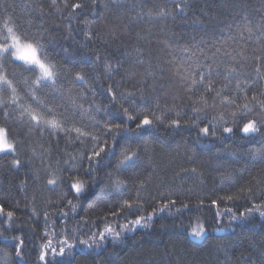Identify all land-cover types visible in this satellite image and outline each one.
I'll return each mask as SVG.
<instances>
[{
    "label": "snow or ice",
    "instance_id": "obj_1",
    "mask_svg": "<svg viewBox=\"0 0 264 264\" xmlns=\"http://www.w3.org/2000/svg\"><path fill=\"white\" fill-rule=\"evenodd\" d=\"M39 7L42 11L44 5L41 4ZM49 7L55 8L61 19L69 25L75 20L77 27L83 26L82 33L85 38L83 47H89L93 40L99 41L97 49L102 46L107 54L91 53L94 60L83 62L89 64V67H80L81 61L72 56H66L63 62L53 63L56 56L50 53V42L47 37L40 34L34 35L24 24L20 23L13 14L12 5L4 7L5 16L0 17V34H4V39L0 42V67H7L10 64L20 67L27 65L25 72L32 73L33 76L21 84L16 81L14 73L11 79L8 78L7 73L0 75V120L5 125L0 127V160L3 161L0 164V171L13 174L24 169L23 176L25 179H22L16 187L18 190H24L25 193L29 187L28 179L33 184L39 185L40 188L52 186L48 188L50 192H55L57 187L65 183L64 176L58 175V178L48 179L47 185H44V177L49 173L44 170L43 175H41L33 169V157L28 154L29 141L24 138L25 133L37 136L47 133L49 138L57 137L55 153L59 154L57 168L61 172L79 173L83 171L85 176H91L93 172L98 173L101 160L106 154L111 153L115 159V164L113 172H106L107 178L111 182L113 175L116 174L123 175L127 180L128 184L125 190L129 193L128 197L123 204H117V206L126 220L129 216L134 217V219L129 221L132 228L123 226L122 231L108 227L107 220L103 221L105 224L103 230H99L98 224L92 225L98 229L96 232H92L91 227L87 224H85V227L88 228L87 233L79 229L76 231L68 229L67 231H55L51 233V238H49V233L46 231L40 237L45 242L38 254L39 261L44 262V264H71V258L74 256L77 247L99 248L103 247L109 240L113 245H118L125 238L127 231L139 227L152 229L159 218L157 212H168L170 216H183L185 212L192 213L197 221L196 226L191 227L190 224L186 226L181 221L180 227L185 230L186 236H191L199 241L209 238L206 224L215 223L225 216L230 217L228 227H231L233 222L241 220L251 222L257 214L264 218V191H262L258 203H251L255 199L254 195L244 196L240 193L218 195V193L225 192L223 187L212 189V195L216 196V199L201 196L199 193L189 194L188 200L195 199L197 201L194 205L184 203L181 197L185 196V193L176 191L171 186L163 192L158 189L155 196L149 191L146 197H141L138 195L139 193L154 186L151 179L144 180L139 186L137 185V181L142 179V170L148 171L151 167V161H149L143 146L147 142L137 136L136 139L140 145L137 151L129 155L130 148H124L120 153L123 158L117 156V151L122 147L121 141L133 139L129 135H122L133 131L131 124H134L137 133H142L146 128L157 130L163 128L167 133L174 134L184 123L195 128L198 134H202L203 138L211 136L223 140L224 133L231 135L242 133L240 138L246 141H255L257 136L264 138V87H261L264 85V22L258 23L255 31L252 27L244 29L248 33V39H255L260 47L258 50L254 49L251 54H242L237 52L236 48L229 51L227 41L221 42L218 47L214 41L205 40L203 37L198 40L195 35L191 38H185L183 33H176L172 30L176 27L179 19L177 10L179 13L186 14V10L191 7L190 0L187 2L180 0V3H175L173 8H169L167 3H164L155 5L154 9H149L147 13L149 23L159 25L161 21L164 22L161 25V30L165 33L167 44L162 42L153 44L151 42L152 33L146 37H141L139 33H135V43L133 44L132 29L142 19L140 14L136 18L130 19L128 25L118 26L117 30L102 33L101 28L94 20L86 18L90 13L96 16L100 15L96 11L101 7L97 0H91V2L90 0H80L78 3L64 0L62 7L57 3V0H51ZM103 7L109 10V15H113L114 13L110 9L119 12L122 7H127V5L121 4L120 0H110V3L104 4ZM132 7L135 8V5ZM194 23L197 22L194 21ZM119 27H123L126 31L124 33L119 32ZM44 30L59 31L60 29L59 27H45ZM72 31L73 29L69 27V34ZM125 36L128 38L125 39ZM242 36L243 33L241 32L239 36H230V38L235 42ZM118 39L121 40V47L116 49V52L119 53L116 55L108 50ZM42 40L44 43H41ZM208 44L212 45L210 57L204 51ZM124 45L128 47L125 48ZM144 48L148 50L141 51ZM177 50L181 55L175 59ZM64 51L67 53L68 49H64ZM161 51L165 53L167 59L159 55ZM233 52H236V55H233ZM42 56L43 58H41ZM142 57H147V59H142ZM20 61L23 62L22 65L18 64ZM125 62L129 65L146 68L143 73L144 78L139 81L129 79L134 74L125 70ZM248 62L255 66V76L251 73H244L243 68ZM37 72L38 75H36ZM166 72L170 73L169 82H174L177 88L183 92V96L180 99V104L173 103L172 107L161 108L155 86H153L152 91H146V89L149 87L150 79L155 81L157 75L162 78ZM98 76L100 81L111 82L105 86L107 107L101 108L99 105L90 103L92 112L99 114V116L87 112L83 108V104H77L75 101H72V107H69L66 102L57 103L58 101H65L64 89L66 86L79 84L83 88V93L91 95L95 92L94 85ZM125 83L132 84L134 90L122 91ZM218 85L222 86L218 87ZM25 87L29 91L25 92L24 97H21L20 92L24 91ZM72 91L75 89H70L67 95L68 100H71ZM83 93L76 92V95L81 96ZM185 98L187 102H185ZM217 100L226 114L229 109L233 110L230 113L232 126H227L228 121L224 119V115L216 113ZM25 101L28 103L27 107H24ZM209 102H211L210 107L207 106ZM201 105H205V107ZM156 111H160L161 115H156ZM256 112L260 113L259 118H254ZM84 115H87V120H81V125L87 130L82 131L80 127L74 129L76 133L74 142L79 145V154L60 153L59 139L61 134L65 139L72 135L73 128L70 125L77 122V117ZM11 117H15V119L10 122L9 118ZM106 117H112V120H108ZM17 121L20 130L14 131L18 126ZM217 133L220 135L217 136ZM18 136L21 139H17ZM101 136L104 137L103 140L100 139ZM109 139L112 141L111 146L108 143ZM261 142L264 143V139ZM89 151L91 152L90 155ZM257 157H259L260 163L264 164V148L260 149L253 158L256 159ZM41 158L43 159V155ZM51 158L49 157V159ZM85 160L89 162L87 168H84ZM61 165H63L62 168H60ZM237 171H243V169H233V172ZM53 175L56 176L57 173H53ZM226 179L232 180L233 177L229 176ZM122 183L123 181H120L118 185ZM160 187H165L163 181L160 182ZM235 187H240L239 179L228 185V188ZM71 189H75L74 195L79 200L81 196L85 195L86 185L83 182L72 183L69 192ZM134 193L136 195H133ZM172 196H175L176 199H172ZM64 199L66 197H62L60 203H63ZM158 199L167 202L159 208L154 207ZM206 199H211L213 206H217L226 200L231 204V207L226 208L223 212L219 211L217 207V210L212 214L211 221H209L204 213L212 210L204 207ZM241 199L244 200L242 205L238 204ZM177 201H180L179 207H177ZM68 204L71 206L72 213H76L77 205L72 204L70 200ZM9 207L13 210L6 211V208ZM49 207L56 208L57 205L50 204ZM240 207L244 208L243 212L239 211ZM149 208L152 209L151 213L148 212ZM172 209L175 211L173 212ZM17 210H19L18 201L10 205L6 198L4 202H0V237L5 240L11 239L14 242L11 252L0 250V260L3 261V264H12L13 261L15 264H29L26 252L29 243L33 244L31 251L33 253L37 251L32 239L36 235L35 229L29 224L28 230H25L23 223L16 218ZM110 211L116 215L114 209ZM197 213L199 215H195ZM51 215L57 218L70 219L68 213L63 211L53 212ZM50 218L49 213L45 211V227H47ZM188 219H193V216L190 215ZM201 220L203 223L200 222ZM117 227L122 226L117 225ZM189 227H191L190 233L187 230ZM216 231L224 232L225 228L218 226ZM17 232L22 235H15L14 233ZM5 233L13 234L6 236ZM85 235L87 238L81 239V236ZM250 247L257 248L259 264H264V235ZM230 251L228 244H214L209 255L214 254V264H222L221 255L224 257L223 264H232V259L229 256ZM240 255L243 257L244 253ZM32 264H36V262L33 261ZM192 264H207V261L193 260ZM236 264H240L239 259H237Z\"/></svg>",
    "mask_w": 264,
    "mask_h": 264
},
{
    "label": "trees",
    "instance_id": "obj_2",
    "mask_svg": "<svg viewBox=\"0 0 264 264\" xmlns=\"http://www.w3.org/2000/svg\"><path fill=\"white\" fill-rule=\"evenodd\" d=\"M71 2L78 3L80 0H71ZM190 2L191 7L186 10V14L179 13V10H177L179 19L176 27L172 29L173 31L183 33L185 38H191L195 35L199 40L200 37H203L205 40L216 42L218 47L221 42L227 41L229 51H232V48H236L237 52L242 54H251L254 49L258 50L260 45L255 39L249 40L248 33L244 29L252 27L255 31L256 25L264 22V0H190ZM57 3L62 7L64 0H57ZM97 3L101 5L96 10L100 15L96 16L90 13L86 18L94 20L101 28L102 33H106L109 30H117L118 26L128 25L130 19H134L140 14L142 19L132 29L133 44L135 43V33H139L141 37H146L149 33H152L151 42L153 44L156 42L167 44L165 33L161 30V25L164 22L161 21L159 25L149 23L147 13L149 9H154L157 4L167 3L169 8H173L175 3H180V0H120V3L127 5V7H122L119 12L110 9L114 13L113 15H109V10L103 7L104 4H109L110 0H97ZM41 4L44 5L42 11L39 7ZM6 5L13 6L15 18L34 35L40 34L47 37L50 42V53L56 56V60L53 63L63 62L66 56H72L81 61L80 67H89V64L83 62L94 60V56L91 53L96 52L98 55L107 54L102 46L97 49L99 41L93 40L89 47H83L85 43L82 33L83 26L77 27L75 20L72 21L71 25L63 21L56 9L49 7L51 0H0V17L5 16L4 7ZM132 5H135V8ZM194 21L197 23H194ZM45 27H59L60 30L45 31ZM69 27L73 29L71 34L68 32ZM125 31L123 27H119V32L124 33ZM241 32L243 36L238 41L234 42L230 38V36H239ZM124 38L127 39L128 37L125 36ZM3 39L4 34H0V42ZM41 43H44V41L42 40ZM120 47L121 40L118 39L108 51L119 55L116 49ZM124 47L127 48L128 46L124 45ZM181 47H184V45H181ZM64 49H68V52L65 53ZM147 50V48L141 49V51ZM204 51L210 57L212 55V45L208 44ZM232 54L236 55V52ZM159 55L167 59L163 51ZM180 55L181 53L177 50L174 58L178 59ZM142 59H147V57H142ZM18 64L22 65L23 62L20 61ZM153 64H155V61H153ZM68 66L70 67V65ZM25 67L27 65L20 67L11 64L7 67H0V75L7 73L8 78L11 79L14 73L16 81L22 84L24 80H28L33 76L32 73L25 72ZM254 67L248 62L245 64L243 71L245 74L251 73V75L255 76ZM125 70L134 74L129 79L139 81L144 78L143 73L146 68L129 65L125 62ZM38 74L37 72L36 75ZM169 75L170 73L166 72L162 78L157 75L155 81L150 79L149 87L146 89V91H152L153 86H155L156 96L159 97L161 108L172 107L173 103L180 104V99L183 96V92L177 88L176 84L169 82ZM108 83L111 82L107 80L100 81L98 76L94 85L95 92L91 95L83 93V88L79 84L66 86L64 89L66 94L65 101H58L57 103L66 102L69 107H72V101H75L77 104H83V108L87 112L99 116V114L92 112L90 103L99 105L101 108L107 107L105 86ZM102 84L104 86H101ZM261 87H264V85H261ZM71 88H74L75 91L71 92V100H68L67 95ZM121 90L133 91L134 89L132 84L125 83ZM27 91L29 89L25 87L24 91L20 92V96L24 97ZM76 92H81L83 95L77 96ZM249 95L251 96V93ZM185 102H187L186 98ZM27 106L28 103L25 101L24 107ZM125 106L127 107V105ZM201 106L205 107V105ZM207 106L210 107L211 102ZM215 111L217 114L224 115V119L228 121L227 126H232L230 115L231 111H233L232 109H229L226 114L217 100ZM156 115H161V112L156 111ZM259 116L260 113L256 112L254 118H259ZM14 119L15 117H11L9 121L11 122ZM106 119L112 120V117H106ZM81 120L86 121L87 115L77 117V122L70 125L73 128L72 135L65 139L63 134H61L59 139L60 153L79 154V145L74 142L76 135L74 129L80 127L82 131L87 130L82 127ZM114 122L118 123L119 121ZM17 125L14 131L20 130L18 121ZM0 126H5L2 120H0ZM130 126L133 131L122 135H129L133 139L121 141L122 147L117 151V156H120L124 148H130L129 155L137 151L138 146H140L139 141L136 139L137 136L147 142L143 146L149 161H151V167L148 171L142 170V179L137 181V185L139 186L144 180L151 179L154 182V186L145 192L139 193L138 195L141 197H146L149 191L155 196L158 189L163 192L167 191L168 187L171 186L174 190L185 193V196L181 197L184 203L194 205L197 201L195 199L188 200L187 196L189 194L199 193L201 196L216 199L217 197L212 195V189L223 187L225 192L218 193L220 196L225 195V193L233 195L240 193L244 196L254 195L255 199L251 203L260 202V195L264 191V164L260 163L259 157L256 159L253 157L260 149L264 148V143L261 142L264 138L257 136L255 141H246L240 138L243 135L242 133L235 135L224 133L223 140L211 136L203 138L202 134H198L195 128L189 127L184 123L181 124L180 129L174 134L167 133L163 128L159 130L146 128L142 133H137L134 124ZM219 135L220 133H217V136ZM24 138L29 141L28 154L33 157V169L41 175H43L44 170L49 173L44 177V185H47L48 179L58 178V175H63L65 178V183L57 187L55 192L48 191V188L52 186L40 188L39 185L33 184L28 179L29 187L25 193L24 190H18L16 187L22 179H25L23 176L24 169H21L19 173L13 174L0 171V202H4L6 198L10 205L18 201L17 220L23 223L26 231L30 224L36 232L35 237L32 239L37 251L35 253L31 251L32 243H29L26 248L29 264H32L33 261L36 264H44V262L38 260V254L45 242L40 237L46 231L49 233V238H51V233L55 231H67L68 229L73 231L79 229L87 233L88 228L85 227V224H87L91 227L92 232H96L98 229L92 225L98 224L99 230H103L105 227L103 221L105 220L108 222V227L115 228L117 231H122L123 226L132 228L129 221L134 219V217L129 216L126 220L117 206V204H123L128 197L129 193L125 190L128 182L123 175L116 174L113 175L110 182L106 175V172H113L115 164V159L111 153L106 154L101 160L98 173L93 172L91 176H85L83 171L79 173L61 172L57 168L59 154L55 153L57 147L56 136L49 138L47 133L42 136L25 133ZM17 139H21V137L18 136ZM100 139L103 140L104 137L101 136ZM108 143L111 146L112 141L109 139ZM90 154L91 152L89 151ZM42 155L43 159L41 158ZM49 157L52 158L49 159ZM65 158L67 159V157ZM120 158L122 159L123 157L120 156ZM2 163L3 161L0 160V164ZM88 164L89 162L85 160L84 168H87ZM62 167L63 165L60 166V168ZM233 169H243V171L233 172ZM53 173H57V175L54 176ZM229 176L233 177V179H226ZM236 179H239L240 187L228 188V185L234 183ZM76 181L77 183L83 182L86 185L85 195L81 196L79 200L74 195L75 189H71V192H69L70 184L76 183ZM120 181H123V183L118 185ZM161 181L165 183L163 188L160 187ZM201 188H203V191H201ZM133 195L136 194L134 193ZM62 197H66V199H64L63 203H60ZM121 197H124V199H121ZM171 198L176 199L175 196ZM211 199L204 201V207L212 210L204 213L209 221H211L212 214L217 210V207L221 212L231 207V204L226 200L217 206H213L211 205ZM69 200L72 201V204L77 205L76 213H72L71 206L68 204ZM166 202L158 199L154 207L159 208ZM26 204L27 207H25ZM50 204H56L57 207L51 208L49 207ZM238 204H244V200L241 199ZM179 206L180 201H177V207ZM112 209L115 210L116 215L112 214V211H110ZM8 210H13V208H6V211ZM233 210L235 211V209ZM45 211L51 217L47 227L44 225ZM59 211L68 213L70 219L57 218L51 215L53 212ZM151 211L152 209L149 208L148 212L151 213ZM172 211L174 212L175 209H172ZM239 211L243 212L244 208L240 207ZM33 214L35 215L33 216ZM190 215L193 216L191 220L188 219ZM157 216L159 218L152 229L139 227L127 231L125 238L118 245H113L111 240H109L103 247L99 248L77 247L74 256L71 258V264H192L193 260H206L207 264H214V254L212 256L209 255L214 244L229 245L231 249L229 256L232 259V264H236L237 259L240 260V264H250V262L251 264H259L257 248L250 247L251 244H254L256 240H259L264 235V218L259 217L258 214L251 222L241 220L233 222L231 227H228L230 219L228 216L215 223L206 224L209 238L204 241L186 236L185 230L180 227L181 221L186 226L189 224L191 227L196 226L197 221L192 213L185 212L183 216H170L168 212H157ZM200 222L203 223V220ZM117 225L122 227L118 228ZM218 226L224 227L225 231L217 232L216 228ZM191 227L187 229L189 233ZM12 234L5 233L6 236H11ZM14 234L22 235L19 232ZM85 238H87L86 235L81 236V239ZM13 243L11 239L5 240L0 237V250L11 252ZM241 253H244L243 257H241ZM12 255L14 256V253ZM220 259L223 264V255H221ZM0 264H3L2 260H0ZM12 264H15V262L13 261Z\"/></svg>",
    "mask_w": 264,
    "mask_h": 264
},
{
    "label": "rangeland",
    "instance_id": "obj_3",
    "mask_svg": "<svg viewBox=\"0 0 264 264\" xmlns=\"http://www.w3.org/2000/svg\"><path fill=\"white\" fill-rule=\"evenodd\" d=\"M1 127V126H0ZM76 183H77V181H76Z\"/></svg>",
    "mask_w": 264,
    "mask_h": 264
}]
</instances>
